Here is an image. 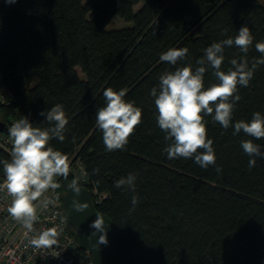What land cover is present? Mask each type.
<instances>
[{
	"label": "trees",
	"instance_id": "16d2710c",
	"mask_svg": "<svg viewBox=\"0 0 264 264\" xmlns=\"http://www.w3.org/2000/svg\"><path fill=\"white\" fill-rule=\"evenodd\" d=\"M115 18L131 25L108 30ZM245 25L254 37L247 53L251 67L261 56L255 43L264 41L260 0H0V87L10 96L8 105L0 104V121L11 127L12 119L25 116L48 127L39 113L63 105L65 140L54 138L49 146L79 162L84 186L104 196L94 204L114 225L112 253L120 264H264V158L249 170L240 146L251 138L233 136L232 127L224 130L205 116L216 165L204 169L193 159L169 160L150 95L162 73L197 67L205 48L234 38ZM184 47L188 55L175 66L159 59ZM242 55L236 46L225 47L222 70ZM215 82L209 68L204 86ZM108 87L126 89L124 99L142 110L125 149L111 152L95 124ZM238 94L233 125L250 121L254 112L264 114V65L248 87L238 85ZM254 142L264 147V139ZM4 160L10 154L0 147ZM129 173L137 174L135 193L114 187ZM73 179L72 173L58 178L61 194ZM133 195L139 203L130 213ZM72 264H90L89 254L77 247Z\"/></svg>",
	"mask_w": 264,
	"mask_h": 264
},
{
	"label": "clouds",
	"instance_id": "9594fccd",
	"mask_svg": "<svg viewBox=\"0 0 264 264\" xmlns=\"http://www.w3.org/2000/svg\"><path fill=\"white\" fill-rule=\"evenodd\" d=\"M15 3L16 0H5ZM223 34V33H222ZM253 35L248 26H242L237 35L232 38L213 42L204 49L202 58L196 61L197 67L191 64L176 67L174 71H165L159 77L158 87L151 89L154 98L156 122L164 139L169 143L163 149L169 160L193 159L201 168L207 169L216 165V155L213 140L207 137L205 116H211L224 130L233 128L232 135L243 133L251 139L241 140L240 146L249 157V170L255 167L257 158H264V147L254 140L264 139V114L257 111L252 114L250 121L239 120L233 125L235 105L240 101L238 85L248 87L254 72L259 65H264V41L256 42L255 49L261 54L253 60L251 67L247 53L253 44ZM236 46L244 55L232 58L231 67L222 70L225 47ZM189 49L170 48L160 55L159 59L170 65H177L186 59ZM217 82L204 86V75L208 69ZM127 90H114L111 87L103 91L105 105L96 112L95 124L102 133L105 150L108 152L124 150L129 137L142 122V110L134 102L126 101ZM40 116L46 118L48 127L34 126L28 117L22 116L13 122L8 129L12 142L10 160H4V181L0 188L6 189L12 197L8 207L9 215L21 223L29 232L33 231L38 220L34 204L47 190L59 185L56 177L67 178L70 171L68 157L49 146L52 139L60 142L65 140L66 125L69 120L63 105L55 104L50 110L41 111ZM99 173V169H94ZM217 173L222 171L216 167ZM137 174L129 173L114 184L115 188L136 192ZM77 180L73 179L71 187L79 193ZM139 203L138 195L131 197L135 211ZM77 211H83L87 204H75ZM91 227L103 233L99 243L107 244L105 219L97 215ZM95 233H93L94 235ZM57 230L48 228L40 231L31 243L37 248H51L57 245Z\"/></svg>",
	"mask_w": 264,
	"mask_h": 264
},
{
	"label": "built area",
	"instance_id": "2783aa9c",
	"mask_svg": "<svg viewBox=\"0 0 264 264\" xmlns=\"http://www.w3.org/2000/svg\"><path fill=\"white\" fill-rule=\"evenodd\" d=\"M9 103V94L0 87V104L8 105ZM17 120L12 119L10 124ZM0 147L10 154L12 142L8 134L0 132ZM69 164V173L75 176L79 185L85 187V173L81 164L72 161H69ZM73 168L76 169L77 175ZM58 178H55L56 183ZM3 181L4 179L0 181V185ZM90 193L94 203L100 202L104 197L95 191ZM62 196L57 187L47 190L34 202L38 220L34 224L33 231L29 232L9 215L8 207L12 197L8 195L6 189L0 188V264H72L77 243L67 226ZM48 228L57 230V245L51 248L33 246L31 240L40 231Z\"/></svg>",
	"mask_w": 264,
	"mask_h": 264
},
{
	"label": "water",
	"instance_id": "95a60500",
	"mask_svg": "<svg viewBox=\"0 0 264 264\" xmlns=\"http://www.w3.org/2000/svg\"><path fill=\"white\" fill-rule=\"evenodd\" d=\"M10 127L0 121V132L9 134ZM76 193L71 186L67 188L62 196L63 208L65 210L67 226L70 233L75 238L77 247L85 251L90 256V264H120L112 253V242L114 238V225L105 214L97 211L92 200L90 191L81 185ZM87 204L83 211H77L75 204ZM97 215L105 219L107 244L99 243V237L103 233L91 227ZM93 233H95L93 235Z\"/></svg>",
	"mask_w": 264,
	"mask_h": 264
},
{
	"label": "rangeland",
	"instance_id": "374dc122",
	"mask_svg": "<svg viewBox=\"0 0 264 264\" xmlns=\"http://www.w3.org/2000/svg\"><path fill=\"white\" fill-rule=\"evenodd\" d=\"M137 9V8H136ZM131 24L127 23L119 18H115L113 19L109 25L107 26L108 30H112V29H121V28H126L129 27ZM79 76L82 77V75L80 74V72H78ZM73 171H76L75 168H73ZM75 174L77 175V171L75 172Z\"/></svg>",
	"mask_w": 264,
	"mask_h": 264
},
{
	"label": "crops",
	"instance_id": "0c3cea01",
	"mask_svg": "<svg viewBox=\"0 0 264 264\" xmlns=\"http://www.w3.org/2000/svg\"><path fill=\"white\" fill-rule=\"evenodd\" d=\"M264 4V0H260Z\"/></svg>",
	"mask_w": 264,
	"mask_h": 264
}]
</instances>
